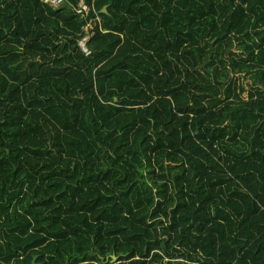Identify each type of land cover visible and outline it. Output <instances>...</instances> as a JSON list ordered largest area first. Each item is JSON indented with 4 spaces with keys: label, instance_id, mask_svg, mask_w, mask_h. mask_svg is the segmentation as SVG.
Returning a JSON list of instances; mask_svg holds the SVG:
<instances>
[{
    "label": "trees",
    "instance_id": "trees-1",
    "mask_svg": "<svg viewBox=\"0 0 264 264\" xmlns=\"http://www.w3.org/2000/svg\"><path fill=\"white\" fill-rule=\"evenodd\" d=\"M82 1L0 0V264H264V0Z\"/></svg>",
    "mask_w": 264,
    "mask_h": 264
},
{
    "label": "built area",
    "instance_id": "built-area-1",
    "mask_svg": "<svg viewBox=\"0 0 264 264\" xmlns=\"http://www.w3.org/2000/svg\"><path fill=\"white\" fill-rule=\"evenodd\" d=\"M43 2L47 3L50 6H56L59 7L61 5H63L65 3V0H43ZM77 12H80L82 14L87 13L88 11V6L82 1L79 0L78 2V7L76 8ZM88 27H85V35L78 41V44L81 48V50L85 53V54H89L90 50L87 48L86 46V41L89 38L90 33L88 32Z\"/></svg>",
    "mask_w": 264,
    "mask_h": 264
},
{
    "label": "water",
    "instance_id": "water-1",
    "mask_svg": "<svg viewBox=\"0 0 264 264\" xmlns=\"http://www.w3.org/2000/svg\"><path fill=\"white\" fill-rule=\"evenodd\" d=\"M105 9H106V7L104 6V7L102 8V11H105ZM35 258H36V256H33V258H32V260H31L30 264H35V262H34ZM111 260H115V256H114V255H111Z\"/></svg>",
    "mask_w": 264,
    "mask_h": 264
}]
</instances>
